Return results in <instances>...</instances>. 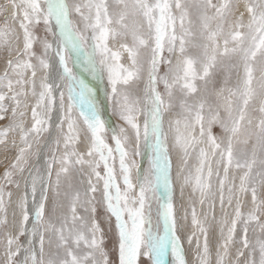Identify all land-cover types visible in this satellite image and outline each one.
<instances>
[{
	"label": "snow or ice",
	"instance_id": "6c2138e0",
	"mask_svg": "<svg viewBox=\"0 0 264 264\" xmlns=\"http://www.w3.org/2000/svg\"><path fill=\"white\" fill-rule=\"evenodd\" d=\"M0 155V264H264V0H2Z\"/></svg>",
	"mask_w": 264,
	"mask_h": 264
},
{
	"label": "rangeland",
	"instance_id": "374dc122",
	"mask_svg": "<svg viewBox=\"0 0 264 264\" xmlns=\"http://www.w3.org/2000/svg\"><path fill=\"white\" fill-rule=\"evenodd\" d=\"M0 2H2V0H0ZM3 167H4V161H3V157L2 155H0V172L3 171ZM250 239H255V237L251 234L250 232Z\"/></svg>",
	"mask_w": 264,
	"mask_h": 264
}]
</instances>
